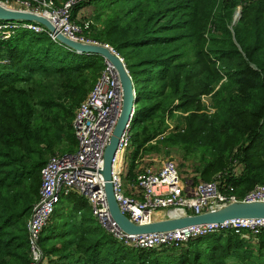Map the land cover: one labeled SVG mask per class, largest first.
<instances>
[{
    "label": "trees",
    "instance_id": "trees-1",
    "mask_svg": "<svg viewBox=\"0 0 264 264\" xmlns=\"http://www.w3.org/2000/svg\"><path fill=\"white\" fill-rule=\"evenodd\" d=\"M86 6H93L87 38L111 46L135 85L126 178L177 114L180 123L160 140L182 146L184 160L200 153L198 180L225 172L222 181L239 195L264 184V0H82L72 18ZM104 66L101 55L45 31L21 27L0 39V264L29 262L26 220L41 167L75 150V110ZM66 200L74 227L43 228L46 264H264L262 235L244 239L227 229L178 246L132 247L99 225L83 196ZM58 211L50 219L60 220Z\"/></svg>",
    "mask_w": 264,
    "mask_h": 264
},
{
    "label": "built area",
    "instance_id": "built-area-1",
    "mask_svg": "<svg viewBox=\"0 0 264 264\" xmlns=\"http://www.w3.org/2000/svg\"><path fill=\"white\" fill-rule=\"evenodd\" d=\"M82 0H66L56 4L53 0H0V4L23 11L44 15L66 37L84 43H98L86 36L88 19L75 21L71 16L73 6ZM45 31L56 40L55 33L33 22L0 21V39L9 38L18 28ZM109 46V45H108ZM111 47V46H110ZM112 48V47H111ZM122 105V89L112 65L105 66L96 82L75 110L72 121L76 148L72 152L51 155L40 170L38 199L26 222L29 250L27 264H46L40 245V236L47 225L60 196L77 193L90 206L96 221L124 244L138 248L178 246L190 238L208 233L232 229L241 238L258 235L264 237V218H238L222 223L192 225L181 229L148 234H127L119 230L111 220L104 192V180L100 170L103 151L119 116ZM130 121L119 139L112 160L111 182L118 206L134 222H147L151 211L178 209L182 214H199L221 206L242 201H264V184H257L242 195L235 193L232 183L223 182L218 176L213 181L198 180L188 188L182 180L173 160L160 162L156 169L143 168L137 174L132 187L134 194L124 190L123 172L126 154L130 146ZM120 159L115 165L116 155Z\"/></svg>",
    "mask_w": 264,
    "mask_h": 264
},
{
    "label": "water",
    "instance_id": "water-1",
    "mask_svg": "<svg viewBox=\"0 0 264 264\" xmlns=\"http://www.w3.org/2000/svg\"><path fill=\"white\" fill-rule=\"evenodd\" d=\"M0 21L33 22L44 26L55 33L56 41L74 49L77 52L95 53L101 55L106 63L115 69L122 89V105L112 134L103 151V166L100 170L104 180L105 198L111 220L116 227L127 234H148L181 229L192 225L222 223L238 218H264V201L237 200L227 203L218 209L199 214H168L165 218L147 222H134L121 212L115 199L112 182L111 168L119 139L130 121L131 113L135 108V85L120 57L110 46L101 43H84L72 40L60 31L41 14L14 9L0 4Z\"/></svg>",
    "mask_w": 264,
    "mask_h": 264
},
{
    "label": "rangeland",
    "instance_id": "rangeland-1",
    "mask_svg": "<svg viewBox=\"0 0 264 264\" xmlns=\"http://www.w3.org/2000/svg\"><path fill=\"white\" fill-rule=\"evenodd\" d=\"M53 1L56 4H59V3H62L66 0H53ZM240 8H241L240 5L237 6L234 13H233L232 26H233V24H235V22L237 21V19L240 16ZM81 15L83 17H79L80 20L88 19V21H89L88 29H89L90 25L93 23V21L91 19L92 15H93V6L84 7L81 10ZM78 19H74V20L78 21ZM86 35H88V33H86ZM204 35L207 38V36L209 35V31L206 30ZM98 43H100V42H98ZM101 44L108 45L106 43H101ZM201 102L205 106L204 107L205 111H208L209 113L213 111V109L210 107L211 100H210L209 95H202L201 96ZM177 113H180V112H177ZM176 116H177V114H176ZM176 116L175 117H168L167 121H166V128H165L164 132L161 135H158L155 139H153L151 141L152 144H155V148H148V149L144 148L139 152V155L135 161L136 162L135 165H136V169L138 170V174L144 170L143 168H146V167L147 168L149 167L151 169H156L157 167H159L160 162L164 161L166 159L173 160L174 163L177 165V168L181 174L185 173V172L187 173L189 171H192V173L195 172L198 174V172L195 171V169L199 166L198 165V158H199L200 153L198 151H196L193 155L189 156L187 158V160H184L183 159L184 148L182 146L177 145V144H172V143L171 144H165L162 140H160L161 137L167 136L174 129L176 124L180 123L181 119H179L180 120L179 121ZM157 138H159L158 141H156ZM56 153H61V152H56ZM127 169H128V160L126 161V164H125L124 175H126ZM185 169H188V170H185ZM224 173L225 172H220V173L216 172L215 174H213L211 176V178L209 180H202V181H213L216 179L217 176H218V178H220L221 174H224ZM133 182H131V183H133ZM39 188H40V186H39ZM38 193H39V191H38ZM66 199H67V196L61 195L60 201L56 204L55 209H57V210L59 209L58 212L62 213V214L60 213V217H59L61 219L57 220V218H53V219L51 218L48 221L47 225L52 226L54 223H58L59 226L62 228L66 227L68 229H72L74 227L73 223L69 221V219L71 218L70 217L71 216V214H70L71 202L66 200ZM179 212H180V210H177L175 214H178ZM162 214L159 213V214L155 215V220L162 219V218L166 217V215H162ZM62 221H65V222L63 223Z\"/></svg>",
    "mask_w": 264,
    "mask_h": 264
},
{
    "label": "crops",
    "instance_id": "crops-1",
    "mask_svg": "<svg viewBox=\"0 0 264 264\" xmlns=\"http://www.w3.org/2000/svg\"><path fill=\"white\" fill-rule=\"evenodd\" d=\"M81 15V10L77 13V16H76V19H78L79 17H81L80 16ZM76 148V147H75ZM60 152V151H59ZM69 152H72V151H69ZM126 161H127V159H125ZM126 161H125V164H126ZM124 170H125V165H124ZM185 170H188V169H185ZM133 172H134V174H135V176H134V178L132 179V180H129L128 178H126L127 176V174L126 175H124V172H123V180H124V190H125V193L126 194H128V195H131V194H134V189H136L135 187H132V183L131 182H133L134 180H135V178H136V176H137V174H138V170L135 168L134 170H133ZM181 174V173H180ZM181 177H182V180H183V182L185 183V185L188 187V188H192L193 187V185L198 181V174L197 173H195V172H193L192 173V171H189V172H185V173H182L181 174ZM129 182H128V181ZM131 181V182H130ZM128 182V183H127ZM131 183V184H130ZM134 183V182H133ZM77 194V193H76ZM85 199V198H84ZM86 200V199H85ZM28 219V218H27ZM26 222H27V220H26Z\"/></svg>",
    "mask_w": 264,
    "mask_h": 264
},
{
    "label": "bare ground",
    "instance_id": "bare-ground-1",
    "mask_svg": "<svg viewBox=\"0 0 264 264\" xmlns=\"http://www.w3.org/2000/svg\"><path fill=\"white\" fill-rule=\"evenodd\" d=\"M119 159H120V154L118 153V154L116 155L115 165L117 164V162H118ZM177 210H178V209L170 210V211H168V213H169L170 215H172V214H175ZM159 213L162 214L161 211H151L150 214H149V216H148L149 220H155V215H157V214H159ZM178 214H182V212L180 211ZM162 215H164V214H162Z\"/></svg>",
    "mask_w": 264,
    "mask_h": 264
}]
</instances>
